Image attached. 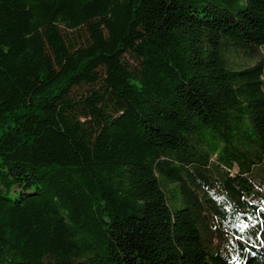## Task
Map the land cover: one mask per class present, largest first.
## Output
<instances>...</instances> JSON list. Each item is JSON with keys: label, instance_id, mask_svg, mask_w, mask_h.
Here are the masks:
<instances>
[{"label": "trees", "instance_id": "16d2710c", "mask_svg": "<svg viewBox=\"0 0 264 264\" xmlns=\"http://www.w3.org/2000/svg\"><path fill=\"white\" fill-rule=\"evenodd\" d=\"M263 48L264 0H0V264H264Z\"/></svg>", "mask_w": 264, "mask_h": 264}, {"label": "rangeland", "instance_id": "374dc122", "mask_svg": "<svg viewBox=\"0 0 264 264\" xmlns=\"http://www.w3.org/2000/svg\"><path fill=\"white\" fill-rule=\"evenodd\" d=\"M264 54V48L261 50ZM257 58L254 59H247L245 56L241 54H234L231 56V62L234 66L241 67L243 64L244 65H251L253 64Z\"/></svg>", "mask_w": 264, "mask_h": 264}]
</instances>
